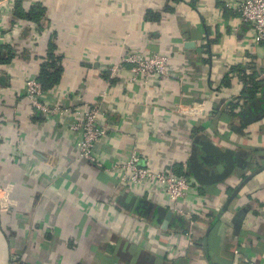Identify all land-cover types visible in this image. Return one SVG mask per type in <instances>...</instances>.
<instances>
[{"label":"crops","instance_id":"obj_1","mask_svg":"<svg viewBox=\"0 0 264 264\" xmlns=\"http://www.w3.org/2000/svg\"><path fill=\"white\" fill-rule=\"evenodd\" d=\"M241 1L7 3L0 185L9 187L0 198L11 204L0 203V264H264V45L240 22ZM17 4L40 6V22L14 19ZM50 45L62 75L49 102L61 117L38 116L23 96ZM145 52L168 56L183 78L144 81L121 63ZM238 65L262 81L250 101L230 71ZM93 105L106 130L96 163L78 157L69 132L73 109ZM131 152L143 166L188 176L183 215L156 184L121 183Z\"/></svg>","mask_w":264,"mask_h":264},{"label":"built area","instance_id":"obj_2","mask_svg":"<svg viewBox=\"0 0 264 264\" xmlns=\"http://www.w3.org/2000/svg\"><path fill=\"white\" fill-rule=\"evenodd\" d=\"M11 0H0V22H3L4 11L6 5ZM239 20L250 26L253 32V41L256 44L263 43L264 45V0H242L236 6ZM17 21V20H16ZM16 22V24L21 23ZM29 24V22H23ZM33 36H37L38 32H32ZM3 34L0 30V42ZM170 58L166 55L152 52H145L142 54H127L121 63L131 65V71L137 78L144 81L153 77H162L164 79H182L183 73L179 71H172L169 69ZM120 66H112L109 71L111 76L115 77L120 70ZM102 70V69H101ZM100 70V73L102 72ZM181 71V70H180ZM55 93L53 90H44L42 85L36 80V77L28 79L23 87V96L28 101L31 109L40 117L56 116L61 112L57 105H51L49 99ZM99 106L93 105L84 111L74 108L73 111L77 118L69 127V132L77 134L79 140L77 141L78 157L87 162L96 163L93 156V150L96 144L105 136L106 130L102 125ZM179 112H184L181 107L177 109ZM100 166V164H96ZM123 174L120 181L123 184L140 186L144 183L156 184L166 196L173 209L183 215L177 207L178 202H181L188 196L190 191V183L188 176L184 173L175 175L165 170H153L150 167L141 165L140 156L136 152H131L130 156L122 165ZM9 185L2 187L0 191L6 190ZM2 199V198H0ZM4 207L9 206L11 201L3 197L0 202ZM234 254L239 256L238 250ZM247 264H257L252 261H247Z\"/></svg>","mask_w":264,"mask_h":264},{"label":"trees","instance_id":"obj_3","mask_svg":"<svg viewBox=\"0 0 264 264\" xmlns=\"http://www.w3.org/2000/svg\"><path fill=\"white\" fill-rule=\"evenodd\" d=\"M43 14V9L40 6H34L30 9H24L21 4H17L14 10V19L26 20L28 22L39 23L41 16ZM149 18H154L152 14H147ZM48 55L46 63L40 68L38 74L36 75V80L42 85L44 90H53L60 83L62 69L60 65V61L53 56V46L48 47ZM238 72V77L244 83V91L242 92V98L246 101H250L254 99L261 87V80L257 79V72L252 71V73H244L241 65L230 68V71L235 70ZM224 83H228L229 77L226 75L223 78ZM229 106L233 109L235 107L234 104H229ZM228 106V107H229ZM184 174V173H182ZM176 175H181L176 174Z\"/></svg>","mask_w":264,"mask_h":264}]
</instances>
